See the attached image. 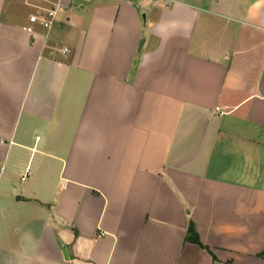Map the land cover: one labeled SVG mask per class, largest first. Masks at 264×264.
<instances>
[{"label": "crops", "instance_id": "0c3cea01", "mask_svg": "<svg viewBox=\"0 0 264 264\" xmlns=\"http://www.w3.org/2000/svg\"><path fill=\"white\" fill-rule=\"evenodd\" d=\"M262 252L264 0H0V264Z\"/></svg>", "mask_w": 264, "mask_h": 264}, {"label": "trees", "instance_id": "16d2710c", "mask_svg": "<svg viewBox=\"0 0 264 264\" xmlns=\"http://www.w3.org/2000/svg\"><path fill=\"white\" fill-rule=\"evenodd\" d=\"M188 240H192V241H194V242L200 244V245L203 246L204 248H207V249H208V247L205 246V245L200 241L194 223H191L190 226H189V229H188ZM260 255H261L262 257H264V252H262Z\"/></svg>", "mask_w": 264, "mask_h": 264}, {"label": "built area", "instance_id": "2783aa9c", "mask_svg": "<svg viewBox=\"0 0 264 264\" xmlns=\"http://www.w3.org/2000/svg\"><path fill=\"white\" fill-rule=\"evenodd\" d=\"M49 16H50L51 18H50L48 21H45V22H44L45 26H50V25L53 24L54 19H55V12H54V11H50V12H49ZM217 109L220 110V112H221L222 114L225 113V111L222 110V109H219V107H217Z\"/></svg>", "mask_w": 264, "mask_h": 264}, {"label": "water", "instance_id": "95a60500", "mask_svg": "<svg viewBox=\"0 0 264 264\" xmlns=\"http://www.w3.org/2000/svg\"><path fill=\"white\" fill-rule=\"evenodd\" d=\"M145 16H146V15H144V17H145ZM63 251H64V253H65V255H66V250L64 249Z\"/></svg>", "mask_w": 264, "mask_h": 264}]
</instances>
